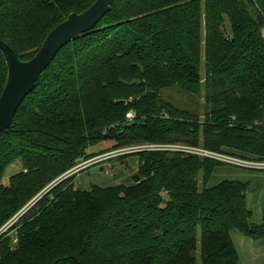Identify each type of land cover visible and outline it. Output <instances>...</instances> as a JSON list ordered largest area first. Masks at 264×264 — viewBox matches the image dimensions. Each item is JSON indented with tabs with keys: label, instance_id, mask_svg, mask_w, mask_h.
I'll return each instance as SVG.
<instances>
[{
	"label": "trees",
	"instance_id": "16d2710c",
	"mask_svg": "<svg viewBox=\"0 0 264 264\" xmlns=\"http://www.w3.org/2000/svg\"><path fill=\"white\" fill-rule=\"evenodd\" d=\"M96 1L0 0V38L30 61ZM7 77L0 52V97ZM99 143L185 144L264 162V0H114L0 133V264H240L232 234L264 239L248 183L210 187L227 166L143 151L133 185L76 190L67 176Z\"/></svg>",
	"mask_w": 264,
	"mask_h": 264
},
{
	"label": "rangeland",
	"instance_id": "374dc122",
	"mask_svg": "<svg viewBox=\"0 0 264 264\" xmlns=\"http://www.w3.org/2000/svg\"><path fill=\"white\" fill-rule=\"evenodd\" d=\"M227 30L230 31V27L228 23H227ZM165 97L178 106L181 107H183L184 105H188L190 107L192 106L186 96L176 91L166 92ZM195 104L200 108L201 112L204 110L202 107L204 104L203 98L197 100V103ZM112 145L114 144L99 143L93 146L88 152L89 155H93L91 156L92 159L83 162L80 166H78L76 169L70 172V174L67 177L74 176L73 185L75 189L76 187H78L79 189H86L92 185L100 186V187L102 186L110 187L115 184L117 185L125 184L128 186L133 185V182L131 181V175L137 172V162H138V157L136 156L137 154L125 152L124 155H119L118 151H121V149L113 151ZM143 145L145 144L133 146L130 147V149L140 147ZM126 149L129 148H125L122 151H126ZM114 154L116 156H113ZM225 168L228 169L232 167H225ZM101 169H103V171H101ZM20 171H21L20 162H17L13 166H11L7 170L3 178L2 181L3 185L9 186L11 177ZM252 175L254 176V178L251 177L249 179L250 185L247 193V200H248L249 209L254 213L252 222L257 224V222L263 220L262 211L264 210V171ZM257 194H258V201H256ZM25 212L26 211L21 213L20 216ZM19 217L14 218L5 227V229L1 231V233L8 231V229L18 220ZM9 235L15 238L16 231L14 230L10 232ZM232 238L239 253L240 264H264V256H262L263 258L261 257V259H259L256 256H254L252 252L247 248L246 244L250 243L249 238L243 236L238 232L233 233ZM14 243H16V240L14 241Z\"/></svg>",
	"mask_w": 264,
	"mask_h": 264
},
{
	"label": "water",
	"instance_id": "95a60500",
	"mask_svg": "<svg viewBox=\"0 0 264 264\" xmlns=\"http://www.w3.org/2000/svg\"><path fill=\"white\" fill-rule=\"evenodd\" d=\"M114 0H97L81 14H71L50 32L42 48L30 61H22L0 38V52L8 70V77L0 97V133L14 127L15 116L34 89L41 75L57 54L78 37L93 30L111 11ZM103 171V169H101Z\"/></svg>",
	"mask_w": 264,
	"mask_h": 264
},
{
	"label": "built area",
	"instance_id": "2783aa9c",
	"mask_svg": "<svg viewBox=\"0 0 264 264\" xmlns=\"http://www.w3.org/2000/svg\"><path fill=\"white\" fill-rule=\"evenodd\" d=\"M127 117L129 119H132L134 118V114L131 113ZM143 151H165L170 153H181L184 155L195 156L202 159H209L221 163L227 167H232L244 171H264V162L244 159L225 152H213L204 149L203 147H193L185 144H145L140 147L126 149V151L121 150L118 151V153L119 155H124L125 152L138 153ZM115 154L113 156H116Z\"/></svg>",
	"mask_w": 264,
	"mask_h": 264
},
{
	"label": "crops",
	"instance_id": "0c3cea01",
	"mask_svg": "<svg viewBox=\"0 0 264 264\" xmlns=\"http://www.w3.org/2000/svg\"><path fill=\"white\" fill-rule=\"evenodd\" d=\"M226 169L227 168H221L220 170L218 169L215 171V173H214V175L211 178L210 183H209L210 187L215 186L218 183L225 181V180L241 181V182L249 184V179L251 177L254 178V176L252 174H255L258 172H263V171H244V170L235 169V168H228L227 170ZM113 186H117V184L112 185L110 187H113ZM92 187H93V185L86 188V189H79L78 187H76V190L88 191ZM106 187H108V186H106ZM256 201H258V194L256 196ZM262 212H263V220H261L260 222H257V224L258 223L262 224L264 222V210ZM253 216H254V213H253ZM249 240H250V243L246 244L247 248L252 252V254L254 256L261 259V257L264 256V239H260V240L249 239ZM256 260H258V259H256Z\"/></svg>",
	"mask_w": 264,
	"mask_h": 264
}]
</instances>
